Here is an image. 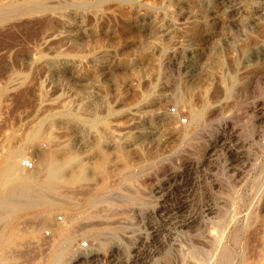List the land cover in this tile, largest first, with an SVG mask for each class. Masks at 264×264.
I'll use <instances>...</instances> for the list:
<instances>
[{"label":"rangeland","instance_id":"rangeland-1","mask_svg":"<svg viewBox=\"0 0 264 264\" xmlns=\"http://www.w3.org/2000/svg\"><path fill=\"white\" fill-rule=\"evenodd\" d=\"M146 1L0 0V170L86 169L0 211V264H264V0Z\"/></svg>","mask_w":264,"mask_h":264},{"label":"bare ground","instance_id":"bare-ground-1","mask_svg":"<svg viewBox=\"0 0 264 264\" xmlns=\"http://www.w3.org/2000/svg\"><path fill=\"white\" fill-rule=\"evenodd\" d=\"M135 1H137V0H135ZM139 1H141V0H139ZM146 2H148V1H146ZM79 5H81V4H79ZM147 5H148V3H147ZM241 8H243L242 5L229 6L227 8V12H228V14H231L233 17H235V15H234L235 12L238 9H241ZM6 16H7L6 12H4V11L0 12V20H3ZM65 21L66 20H63V22H65ZM60 23L62 24V22H60ZM66 23L67 22L63 23L62 30L58 31L53 36L51 34L52 38H55L57 40L58 39H62L65 42V44H66V46L64 45L65 49H63V48L58 49L60 47V46H58L57 50H61V51L55 52L56 49H55L54 52L51 51L54 54L65 53V50H67L68 48H70L69 50H71L70 46H71V43L73 42V36L71 35V27L69 26V24H66ZM79 26H78V28H79ZM80 29H82L83 32L86 31L84 25L80 26ZM49 41H48V44L50 43ZM73 52L74 51H72V53ZM72 53H71V55H72ZM67 56L68 55L65 54V57H67ZM139 111H141V110H139ZM131 112H132V109H131ZM64 114H63V116H64ZM133 114H135V113H133ZM70 115L71 114L69 113L68 116H70ZM140 115H141V112H140ZM199 118H200V114L197 115V119L195 118V120L198 121ZM67 120H69V119H67ZM153 134H155V132H153ZM35 139L37 140V137ZM33 140H34V136H33ZM28 143H31V142H28ZM26 145H28V144H26ZM26 145H23V146L21 145L18 148H14V149L10 150L9 153H8V156L6 158V161H5V163L3 164V166H2V168L0 170V211L3 212V219L11 218L12 216L16 215L18 212H21L24 209L33 208V207H35L37 205H42V204L47 203L44 200V197L47 194L45 195L44 193L45 192L48 193L49 191L51 192L52 189H54L53 187L56 184H63V183H65V184H76V183H79L81 181H84V179L86 178V169H85L84 165L81 163V161L76 156L68 155V156H66L65 158H63L61 160V159H58L55 155L51 154V155L47 156L46 159L43 161L44 162V170L47 172V178H46V180L43 183L37 184V182L35 181L33 175L28 174V173H21V171H19L20 169L18 168L19 160H20L21 156L24 153V148H26L25 147ZM73 166H77V168H76L77 172L76 173L74 172L75 174H71L70 176H68L65 173V171H66L67 168H72ZM20 167H21V165H20ZM72 170H73V168H72ZM56 189H58L57 186H56ZM41 191H44V193H42ZM49 197H50V195H49ZM1 212H0V215H1ZM65 232H67V231H65ZM59 237H61L60 234H59ZM66 239H68V241L70 242V236L66 237ZM60 240H61V238H60ZM68 241H67L66 248H68L71 245V243H69ZM55 255L58 256V252ZM56 258L57 259H54L51 262V264H59L58 260L60 259V257H56Z\"/></svg>","mask_w":264,"mask_h":264},{"label":"built area","instance_id":"built-area-1","mask_svg":"<svg viewBox=\"0 0 264 264\" xmlns=\"http://www.w3.org/2000/svg\"><path fill=\"white\" fill-rule=\"evenodd\" d=\"M174 112V111H173ZM183 123H187V119H183L182 120ZM21 168L25 171H32L34 168H35V162L33 159H26V160H23L21 162ZM62 220V219H60ZM81 247L83 249H87L88 248V244L87 243H83L81 245Z\"/></svg>","mask_w":264,"mask_h":264}]
</instances>
